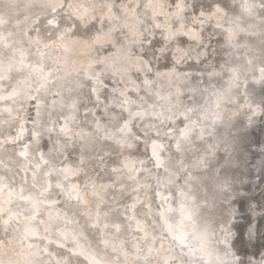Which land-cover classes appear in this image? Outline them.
I'll use <instances>...</instances> for the list:
<instances>
[{
  "label": "clouds",
  "instance_id": "9594fccd",
  "mask_svg": "<svg viewBox=\"0 0 264 264\" xmlns=\"http://www.w3.org/2000/svg\"><path fill=\"white\" fill-rule=\"evenodd\" d=\"M0 264H264V0H0Z\"/></svg>",
  "mask_w": 264,
  "mask_h": 264
}]
</instances>
